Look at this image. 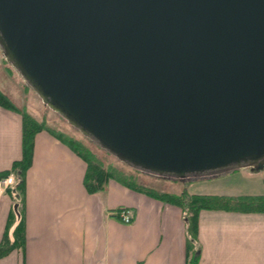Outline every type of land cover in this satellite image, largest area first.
Masks as SVG:
<instances>
[{
  "label": "water",
  "instance_id": "1",
  "mask_svg": "<svg viewBox=\"0 0 264 264\" xmlns=\"http://www.w3.org/2000/svg\"><path fill=\"white\" fill-rule=\"evenodd\" d=\"M0 51L44 105L142 173L264 169V0H0Z\"/></svg>",
  "mask_w": 264,
  "mask_h": 264
},
{
  "label": "crops",
  "instance_id": "2",
  "mask_svg": "<svg viewBox=\"0 0 264 264\" xmlns=\"http://www.w3.org/2000/svg\"><path fill=\"white\" fill-rule=\"evenodd\" d=\"M21 157V116L0 106V174ZM85 171L84 160L51 133L34 135L20 206L24 247L0 257V264H188L193 257L196 264H264V213L201 210L191 235L183 207L115 179L89 193ZM185 182L180 193L188 195L255 196L208 186L187 191ZM16 201L13 187L0 194V243L5 234L13 240L17 221L6 225ZM123 208L130 223L117 214Z\"/></svg>",
  "mask_w": 264,
  "mask_h": 264
},
{
  "label": "rangeland",
  "instance_id": "3",
  "mask_svg": "<svg viewBox=\"0 0 264 264\" xmlns=\"http://www.w3.org/2000/svg\"><path fill=\"white\" fill-rule=\"evenodd\" d=\"M0 91L17 108L24 110L33 120L43 124L64 139L74 141L99 167L114 172L118 177L130 180L132 184L158 193L179 195L183 183L174 179H162L142 173L122 162L101 149L94 142L84 137L79 131L71 127L61 116L51 111L42 103L40 98L30 89L21 76L5 60L0 51ZM205 179V178H203ZM190 178L185 180L187 191L203 189L223 190L238 193V195L264 194V169L253 172L249 168L232 170L208 180ZM13 183L5 188L14 187ZM183 189V188H182ZM4 191V192H5ZM173 192V193H172ZM2 194V193H1ZM18 207V206H17Z\"/></svg>",
  "mask_w": 264,
  "mask_h": 264
},
{
  "label": "trees",
  "instance_id": "4",
  "mask_svg": "<svg viewBox=\"0 0 264 264\" xmlns=\"http://www.w3.org/2000/svg\"><path fill=\"white\" fill-rule=\"evenodd\" d=\"M0 106L10 111L20 114L22 119V157L15 161L11 168L0 174V177H6L13 174L15 177V185L13 192L15 193L17 213L11 212L6 229L16 222L13 230V240L9 242L7 234L4 235L0 243V257L6 255L12 249H23L25 242L24 223L21 211V203L25 188V172L31 164L33 138L34 135L42 130L48 131L60 141L65 143L76 155L86 163V171L83 179L84 188L89 193H97L104 190L106 183L110 179L118 180L128 187L152 196L160 201L183 207L186 211L188 220L189 232L195 234L197 214L201 210L207 209H224L238 210L242 212H257L264 213V195L242 196V197H227V196H208V195H188L182 191L179 195L158 193L151 189H146L132 184L130 180L118 177L114 172L99 167L92 159L90 154L85 152L74 141L66 140L54 131L48 129L43 122L33 120L24 110L15 107L8 98L0 91ZM17 219V220H16ZM197 258L193 257L188 264H196Z\"/></svg>",
  "mask_w": 264,
  "mask_h": 264
},
{
  "label": "built area",
  "instance_id": "5",
  "mask_svg": "<svg viewBox=\"0 0 264 264\" xmlns=\"http://www.w3.org/2000/svg\"><path fill=\"white\" fill-rule=\"evenodd\" d=\"M13 183V176L9 175L3 178H0V194L5 191V188ZM118 215L122 222L124 223H130V217L127 215V212L125 210H120L118 212Z\"/></svg>",
  "mask_w": 264,
  "mask_h": 264
}]
</instances>
